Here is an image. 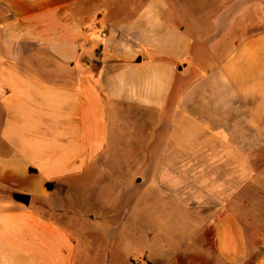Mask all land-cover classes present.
Wrapping results in <instances>:
<instances>
[{"label": "crops", "instance_id": "crops-1", "mask_svg": "<svg viewBox=\"0 0 264 264\" xmlns=\"http://www.w3.org/2000/svg\"><path fill=\"white\" fill-rule=\"evenodd\" d=\"M257 13L264 0H0V264H78L81 243L54 214L127 162L129 120L166 127L153 184L188 211L216 209L215 248L201 230L188 258L264 264Z\"/></svg>", "mask_w": 264, "mask_h": 264}, {"label": "rangeland", "instance_id": "rangeland-1", "mask_svg": "<svg viewBox=\"0 0 264 264\" xmlns=\"http://www.w3.org/2000/svg\"><path fill=\"white\" fill-rule=\"evenodd\" d=\"M262 14L251 15L250 21ZM262 27L257 24L254 32ZM214 62L215 58L209 66ZM3 118L0 110V126ZM154 122L150 131L146 122L129 120L130 140L122 150L127 162L124 157L114 158L102 177L88 181V187L83 188L87 194L76 189L67 199L64 213L54 214L81 243L78 264H201L200 258H188V251L196 248V244H190L191 238L201 230L206 237L204 248H215L214 230L206 223L215 216L216 209L188 211L153 184L154 164L148 162L160 152L166 136L165 125ZM142 135L149 140L142 142ZM137 170L142 172L138 174ZM252 191L245 190L242 197L254 199ZM261 230L264 232V228ZM251 231V239H258L260 230Z\"/></svg>", "mask_w": 264, "mask_h": 264}, {"label": "water", "instance_id": "water-1", "mask_svg": "<svg viewBox=\"0 0 264 264\" xmlns=\"http://www.w3.org/2000/svg\"><path fill=\"white\" fill-rule=\"evenodd\" d=\"M14 199L18 202L25 204V205H29L31 197L29 195L15 194Z\"/></svg>", "mask_w": 264, "mask_h": 264}, {"label": "trees", "instance_id": "trees-1", "mask_svg": "<svg viewBox=\"0 0 264 264\" xmlns=\"http://www.w3.org/2000/svg\"><path fill=\"white\" fill-rule=\"evenodd\" d=\"M98 53H99V51H98ZM47 186H48V188H50V189L53 188V184H52V183H48ZM147 264H152V263H147Z\"/></svg>", "mask_w": 264, "mask_h": 264}]
</instances>
